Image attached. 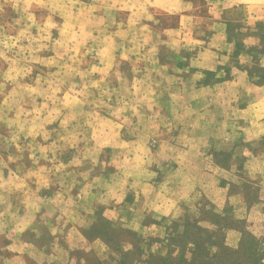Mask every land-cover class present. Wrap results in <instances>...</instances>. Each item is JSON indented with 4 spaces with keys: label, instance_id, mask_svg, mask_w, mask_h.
<instances>
[{
    "label": "clouds",
    "instance_id": "1",
    "mask_svg": "<svg viewBox=\"0 0 264 264\" xmlns=\"http://www.w3.org/2000/svg\"><path fill=\"white\" fill-rule=\"evenodd\" d=\"M0 264H264V0H0Z\"/></svg>",
    "mask_w": 264,
    "mask_h": 264
}]
</instances>
